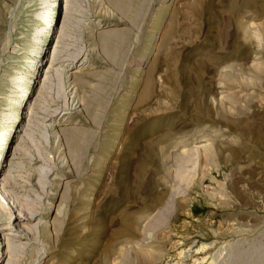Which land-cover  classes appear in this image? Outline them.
Listing matches in <instances>:
<instances>
[{"label": "rangeland", "instance_id": "374dc122", "mask_svg": "<svg viewBox=\"0 0 264 264\" xmlns=\"http://www.w3.org/2000/svg\"><path fill=\"white\" fill-rule=\"evenodd\" d=\"M0 191V264H264V0H0Z\"/></svg>", "mask_w": 264, "mask_h": 264}, {"label": "bare ground", "instance_id": "6f19581e", "mask_svg": "<svg viewBox=\"0 0 264 264\" xmlns=\"http://www.w3.org/2000/svg\"><path fill=\"white\" fill-rule=\"evenodd\" d=\"M1 192V191H0ZM2 199H4V196L2 195V192L0 193V211L1 212H5L6 211V209H9V214L11 215V207L9 206V204L7 203H5L4 201H2ZM20 214H22L21 212H20ZM12 216V215H11ZM16 217V216H15ZM12 218V217H11ZM22 219H32V216L31 215H17V220H22ZM0 231H1V229H0ZM8 250H7V252H6V256L7 257H10V258H12V255H11V250H10V248L8 247L7 248Z\"/></svg>", "mask_w": 264, "mask_h": 264}]
</instances>
